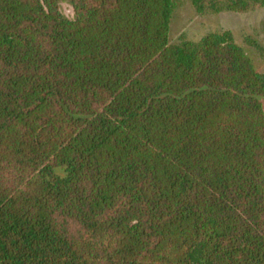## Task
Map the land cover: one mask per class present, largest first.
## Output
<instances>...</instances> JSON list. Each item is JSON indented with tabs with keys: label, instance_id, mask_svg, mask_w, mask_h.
<instances>
[{
	"label": "trees",
	"instance_id": "16d2710c",
	"mask_svg": "<svg viewBox=\"0 0 264 264\" xmlns=\"http://www.w3.org/2000/svg\"><path fill=\"white\" fill-rule=\"evenodd\" d=\"M182 1L0 0V264H264V73Z\"/></svg>",
	"mask_w": 264,
	"mask_h": 264
},
{
	"label": "rangeland",
	"instance_id": "374dc122",
	"mask_svg": "<svg viewBox=\"0 0 264 264\" xmlns=\"http://www.w3.org/2000/svg\"><path fill=\"white\" fill-rule=\"evenodd\" d=\"M59 9L67 18L73 11L67 1L59 3ZM229 30L243 48L253 65L264 73V6L246 13L218 12L198 15L189 0H183L173 11L169 38L197 40L211 31Z\"/></svg>",
	"mask_w": 264,
	"mask_h": 264
}]
</instances>
